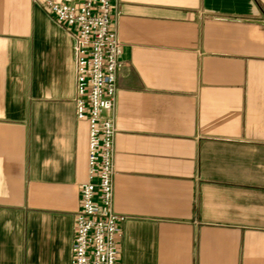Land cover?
Listing matches in <instances>:
<instances>
[{
  "label": "crops",
  "instance_id": "crops-1",
  "mask_svg": "<svg viewBox=\"0 0 264 264\" xmlns=\"http://www.w3.org/2000/svg\"><path fill=\"white\" fill-rule=\"evenodd\" d=\"M111 4L119 264H264V0ZM73 34L45 0H0V264H71Z\"/></svg>",
  "mask_w": 264,
  "mask_h": 264
},
{
  "label": "built area",
  "instance_id": "built-area-1",
  "mask_svg": "<svg viewBox=\"0 0 264 264\" xmlns=\"http://www.w3.org/2000/svg\"><path fill=\"white\" fill-rule=\"evenodd\" d=\"M58 21L74 27L77 119L88 123L87 175L74 213L71 264H119L120 223L114 212L113 108L121 43L111 0H45Z\"/></svg>",
  "mask_w": 264,
  "mask_h": 264
}]
</instances>
